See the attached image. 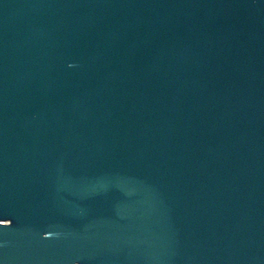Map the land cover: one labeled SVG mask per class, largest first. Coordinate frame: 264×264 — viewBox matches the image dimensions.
<instances>
[{"label":"water","instance_id":"1","mask_svg":"<svg viewBox=\"0 0 264 264\" xmlns=\"http://www.w3.org/2000/svg\"><path fill=\"white\" fill-rule=\"evenodd\" d=\"M0 264H264V0H0Z\"/></svg>","mask_w":264,"mask_h":264}]
</instances>
